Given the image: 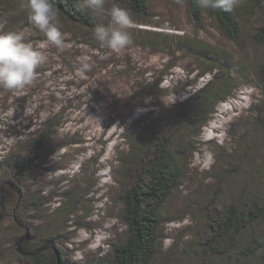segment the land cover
<instances>
[{
    "label": "rangeland",
    "instance_id": "1",
    "mask_svg": "<svg viewBox=\"0 0 264 264\" xmlns=\"http://www.w3.org/2000/svg\"><path fill=\"white\" fill-rule=\"evenodd\" d=\"M247 2L233 3L241 24L239 47L220 36L211 20L195 26L183 0H147L146 21L132 16L122 0H105L103 15L91 10L99 24L108 22L106 12L113 5L129 12L140 61L131 54L111 55L91 34L58 20L63 48L45 50L46 61L23 89L0 87V264H34L22 255L28 251L47 263L53 248L65 253L68 264H93L125 239L120 191L131 185L134 168L140 171L142 164L128 166L125 137L149 111L164 106L159 98L177 97L164 106L171 108L212 79L195 80L206 66L198 64L194 50L177 42L181 37L215 48L231 60L232 79L246 78L243 92L218 108L204 136L184 143L181 181L159 207V239L151 264H203L198 243L209 233L208 213L219 215L230 193L244 182L260 179L264 185V76L255 74L257 63L264 61V45L253 38L263 24L264 0L262 13L249 14ZM10 31H23L26 42L38 49L45 41L21 5L3 3L0 34ZM84 56L91 59L82 71ZM189 82L194 87L185 89ZM257 89L263 103L255 102ZM50 119L55 129L46 144V160L22 180L13 179L11 159L30 158L29 138L37 131L41 136L40 127ZM125 163L130 176H123ZM209 173L222 178L212 179Z\"/></svg>",
    "mask_w": 264,
    "mask_h": 264
},
{
    "label": "trees",
    "instance_id": "2",
    "mask_svg": "<svg viewBox=\"0 0 264 264\" xmlns=\"http://www.w3.org/2000/svg\"><path fill=\"white\" fill-rule=\"evenodd\" d=\"M183 1L195 26H201L205 19L211 20L220 36L239 47L241 24L234 4L230 9L223 10L201 7L199 0ZM22 2L23 0H2L0 4L22 6ZM53 2L62 24L93 36V29L99 21L91 10L82 7L81 0ZM122 3L132 16L145 21L149 17L147 0H122ZM245 8L249 14L263 11L260 0H248ZM168 38L166 37L167 40ZM253 38L256 44L264 45V20ZM177 40L186 49L194 50L198 64L206 66L204 71L195 74V80L200 81L210 75L212 79L183 102L171 108L160 105L149 111L139 122L140 125L134 123L133 127L136 129L133 128L130 135L125 137L128 139L130 155L127 164L136 167L142 164L140 171L131 169L136 172L132 176L133 181L127 187L122 186L120 191L121 220L126 227V237L122 242L109 246L108 257L97 259L93 264H151L159 239V207L177 190L181 181L179 159L185 153L184 143H191L204 136L217 115L218 108L229 100L237 99L239 93L243 92L241 88L245 89L246 78L241 79L243 81L232 79L231 60L219 55L215 48L196 40L186 41L182 37ZM240 70L243 72L241 65ZM257 70L256 76H264L261 73L264 71V61L257 63ZM38 74L41 73L37 72ZM241 76L246 77L242 73ZM158 82L154 85L156 89ZM195 82L185 84L184 88H193ZM257 90L255 102L261 99L260 103H263V95ZM44 124L47 129L43 131L44 126L40 127L41 136H37V131L29 138L30 158L25 161L19 157L11 159L15 170L13 179L22 180L46 160V144L55 125L51 119ZM123 168V176L124 172L126 176H130V168L126 163ZM205 172H209V169ZM210 175L212 179L222 178ZM1 193L0 184V201ZM207 216L209 233L198 243L201 257H204L203 264H210L211 261H206L212 258L218 261L216 264H264V185H261L260 179L237 186L230 193L229 200L219 215L208 213ZM47 243L53 245L52 240ZM51 252V259L47 263L34 251L22 255L34 264H68L65 253L54 248Z\"/></svg>",
    "mask_w": 264,
    "mask_h": 264
},
{
    "label": "clouds",
    "instance_id": "3",
    "mask_svg": "<svg viewBox=\"0 0 264 264\" xmlns=\"http://www.w3.org/2000/svg\"><path fill=\"white\" fill-rule=\"evenodd\" d=\"M233 3L234 0H199L201 7L223 10L230 9ZM104 5L105 0H82V7L101 15L105 12ZM22 8L31 24L44 34L45 41L38 49L26 42L23 31L0 34V87L9 90L23 89L31 84L37 69L47 59L45 50L50 46L56 49L64 46V33L58 26L53 0H23ZM106 15L108 22L97 24L93 29L94 40L111 55L131 54L136 60H142L140 50L133 48L130 30L135 27V22L129 12L113 5L107 9ZM90 59L82 57V71L89 68L87 61ZM159 99L167 107L174 104L177 97L168 95Z\"/></svg>",
    "mask_w": 264,
    "mask_h": 264
}]
</instances>
